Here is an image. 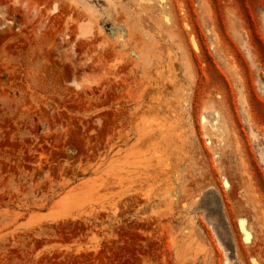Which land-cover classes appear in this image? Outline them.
<instances>
[{
    "label": "rangeland",
    "instance_id": "1",
    "mask_svg": "<svg viewBox=\"0 0 264 264\" xmlns=\"http://www.w3.org/2000/svg\"><path fill=\"white\" fill-rule=\"evenodd\" d=\"M0 264H264V0H0Z\"/></svg>",
    "mask_w": 264,
    "mask_h": 264
}]
</instances>
